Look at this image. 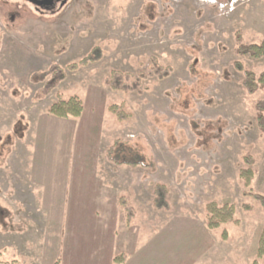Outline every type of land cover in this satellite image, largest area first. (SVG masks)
Returning a JSON list of instances; mask_svg holds the SVG:
<instances>
[{"label": "rangeland", "instance_id": "1", "mask_svg": "<svg viewBox=\"0 0 264 264\" xmlns=\"http://www.w3.org/2000/svg\"><path fill=\"white\" fill-rule=\"evenodd\" d=\"M263 42L264 0H58L52 9L0 0V264H109L111 251L121 253V222L119 235H112L117 243L107 247L104 218L92 220L103 228L93 227L94 233L87 222L91 239L74 251L66 234L54 236L59 223L47 222L42 208L11 199L20 163L36 149L27 140L38 129L33 125L72 97L84 112L71 118L72 136L62 141L69 140L71 161L84 172L93 171L100 153L96 183L108 186L114 199L128 200L134 212L131 224L124 221L129 264H264L257 256L264 213L240 177L251 158L250 188L264 196V132L257 122L264 88L249 95L235 68L240 62L259 76L264 58L240 56L237 48ZM94 48L101 49L100 61L69 69ZM154 60L171 75L143 79L135 91L111 88L112 72L136 76L153 70ZM55 64L67 76L62 82L59 75L43 77ZM113 105L127 119H118ZM60 139L53 132L47 141L54 147ZM117 140L146 166L114 167L108 153ZM89 172L77 175L80 187L94 184ZM73 173L72 165L70 185ZM156 185L168 188L169 211L154 207ZM212 202L233 204L237 221L210 230L206 206Z\"/></svg>", "mask_w": 264, "mask_h": 264}, {"label": "crops", "instance_id": "2", "mask_svg": "<svg viewBox=\"0 0 264 264\" xmlns=\"http://www.w3.org/2000/svg\"><path fill=\"white\" fill-rule=\"evenodd\" d=\"M72 124L71 118L61 119L53 116L52 118L39 120V124L37 123L33 125V127L36 126L38 129L34 130L35 132H32V134L27 137V140H29L28 143L31 142L30 145L34 146L36 149L30 153L29 157L25 155L23 157L24 160L20 163L21 168H19V171L17 172L18 177H21L20 181H18L20 184L16 186V189L14 190L15 194L11 197V199H14V203L20 202L22 206L42 208L39 213L44 216H48V219L50 220H47V222L51 224H53L52 222L59 223L58 226L53 225L52 227V229H54V236L57 237L56 231L58 233V238L60 236V239H63V234H66L65 242L69 241L74 244V248L72 249L74 251H78L80 249L82 246L81 243L84 242V239H91L89 237L90 229L86 226L87 222L93 223L92 220L100 222L99 218H104L106 222L104 229L107 231L105 237L108 241L103 243V245H106V247L109 245L113 246L117 243L118 240L116 238L112 239V235L113 233H115V235L118 233L115 226L117 222H121L124 235L121 240L119 239L122 243V247L119 249L121 253H113L111 251L110 255H112L113 258L109 264H115L114 259L121 255L126 257L125 262L122 264H129L131 260L126 256V254H128L129 251L131 252V250L127 247L125 248L124 244L126 234L124 222L125 216L128 221L124 206L126 202L129 205V202L125 197L121 199L116 197L114 199L112 196L108 195V186H106L105 189L104 187H99V185H101L100 183H96L99 179V174L101 173L100 153H97L94 157L92 165L93 171L90 172H84L81 170L82 166L78 165L79 162L77 160H75L74 163L71 161L73 153L70 152V150L68 151V148L70 147L68 146L69 140H66L65 144L62 139H68V137L72 136L69 132L72 130ZM53 132L56 138L57 136L59 139L61 138L58 145L54 147L51 142L47 141L49 135L53 134ZM46 142L47 147L44 150L43 147L46 146ZM62 143L65 145L63 146ZM56 154L57 156L55 157L58 158V166L57 169L53 171V156ZM65 162H67L66 166ZM72 165L74 166V185H70ZM113 165L114 167L117 166H115V163H113ZM120 167L117 166V168ZM78 168L80 170L77 173ZM88 172L92 173V176L94 174V178H91V181H93L94 184L91 187H80V185L77 184V175H83V173ZM28 178L29 182L27 184ZM67 206L71 207L69 214H67L68 217H66ZM45 211H48L50 214H45ZM51 215L53 216L51 217ZM93 215L96 217L94 216V218ZM133 220L134 218L132 221ZM60 224H62L61 230L59 229ZM93 224L91 225V231L93 233V227L103 230L102 226L100 227V223L97 224L94 222ZM128 224L131 223L128 221ZM93 235L95 237L98 236L95 234ZM75 236L76 240L73 239ZM86 243L88 248H92V246L90 247L88 241H86ZM113 248L114 247H112V249ZM132 250L134 254H136L137 247L132 248ZM138 264L141 263L138 262Z\"/></svg>", "mask_w": 264, "mask_h": 264}, {"label": "trees", "instance_id": "3", "mask_svg": "<svg viewBox=\"0 0 264 264\" xmlns=\"http://www.w3.org/2000/svg\"><path fill=\"white\" fill-rule=\"evenodd\" d=\"M237 53L240 56L246 57L249 56L254 60H261L264 58V42L261 44H239L237 48ZM102 57V52L100 48H94L92 52L82 59L79 63L69 66V69L76 71L80 67H85L90 63H95L100 61ZM235 68L238 72L243 74V88L249 95H253L259 90L264 88V71L257 76L254 72L245 69L242 63H235ZM171 68H163L157 64V61L154 60L153 70L139 72L138 75L123 74L119 71H114L111 74L110 86L115 91L130 92L135 91L138 88V84L143 79H149L152 77H157L159 79H166L171 75ZM57 81H64L66 79V74L61 70L58 65H52L46 72H44L43 77H52V79H57ZM131 79H135L134 83L128 84ZM110 111L117 115L118 119L125 120L127 115L120 109L118 106H111ZM258 126L264 132V105L258 106ZM84 112L83 102L78 97H72L68 100H60L54 103L49 108V113L54 117L61 119H70V118H80ZM109 159L113 161L116 165L122 166H146L144 158L132 150L126 143L122 140H117L109 150ZM247 169H242L240 172V177L245 183V187L249 189L247 193L248 196L256 199L263 210L264 213V196L256 195L252 188V181L254 180V170L252 168L253 162L251 158H247ZM154 207L158 210L169 211V191L165 185H156L154 187ZM125 211L128 217L129 223L132 222L134 218V212L132 208L125 203ZM247 211L251 210L250 206H245ZM236 207L233 204H218L216 202L209 203L206 206V222L207 227L210 230H217L222 226L228 225L230 223L236 222ZM258 258H264V229L261 233L258 249H257ZM126 260L124 255L118 256L114 259L115 264H122Z\"/></svg>", "mask_w": 264, "mask_h": 264}, {"label": "water", "instance_id": "4", "mask_svg": "<svg viewBox=\"0 0 264 264\" xmlns=\"http://www.w3.org/2000/svg\"><path fill=\"white\" fill-rule=\"evenodd\" d=\"M28 1L38 6H43V5L51 6L52 5L51 3L52 0H45L44 2H40L39 0H28Z\"/></svg>", "mask_w": 264, "mask_h": 264}, {"label": "flooded vegetation", "instance_id": "5", "mask_svg": "<svg viewBox=\"0 0 264 264\" xmlns=\"http://www.w3.org/2000/svg\"><path fill=\"white\" fill-rule=\"evenodd\" d=\"M40 2H44L45 0H39ZM57 2H58V0H52L51 1V3H52V5L51 6H45V5H43V6H38V5H36L38 8H41V9H52V8H54L55 6H56V4H57Z\"/></svg>", "mask_w": 264, "mask_h": 264}]
</instances>
